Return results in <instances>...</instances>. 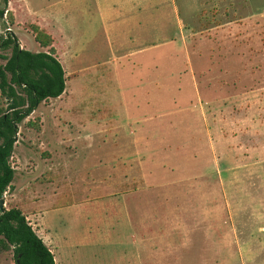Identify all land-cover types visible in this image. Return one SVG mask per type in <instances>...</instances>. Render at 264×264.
Masks as SVG:
<instances>
[{"label": "rangeland", "instance_id": "1", "mask_svg": "<svg viewBox=\"0 0 264 264\" xmlns=\"http://www.w3.org/2000/svg\"><path fill=\"white\" fill-rule=\"evenodd\" d=\"M125 1L0 0L64 75L15 124L3 207L54 226L55 264H264V0Z\"/></svg>", "mask_w": 264, "mask_h": 264}, {"label": "trees", "instance_id": "2", "mask_svg": "<svg viewBox=\"0 0 264 264\" xmlns=\"http://www.w3.org/2000/svg\"><path fill=\"white\" fill-rule=\"evenodd\" d=\"M2 2L5 5L7 0ZM5 10L0 9V16ZM30 30L38 46L47 50L21 49L12 35L0 33V49L10 47V55L0 67V94L7 102V109L0 111V200L13 177L8 159L15 140V124L40 101L56 98L64 91L63 70L53 55L50 36L36 25H30ZM9 249L14 264H54L50 251L16 207L0 209V252Z\"/></svg>", "mask_w": 264, "mask_h": 264}, {"label": "crops", "instance_id": "3", "mask_svg": "<svg viewBox=\"0 0 264 264\" xmlns=\"http://www.w3.org/2000/svg\"><path fill=\"white\" fill-rule=\"evenodd\" d=\"M136 3H137L136 0H134V2H132L130 0H126L123 4H120V5L126 9H128L129 11H135V13H137V6L138 5ZM251 149H253V146H249V150H251ZM14 207L18 208L22 212V214H24L23 213L24 210L23 209L21 210L18 205H15ZM59 210H60L59 207H55V208H51L49 211L55 213V212H58ZM37 214H38V212L36 214H32V219H34L36 226L34 227V229L32 227L31 228L33 229L35 234L41 239V241L44 243V245L48 248V250L52 253V249H56V245H57L56 238L52 236V233L55 232L54 226L53 225L43 226L42 219H41L42 216L40 217L39 214L37 216ZM24 216H25V219L27 220L28 217L25 214H24ZM125 216H126V213H125ZM38 220H40V221L38 222ZM50 231L52 233H50ZM129 235L133 236V233H129ZM54 264H55V262H54Z\"/></svg>", "mask_w": 264, "mask_h": 264}, {"label": "water", "instance_id": "4", "mask_svg": "<svg viewBox=\"0 0 264 264\" xmlns=\"http://www.w3.org/2000/svg\"><path fill=\"white\" fill-rule=\"evenodd\" d=\"M2 208H3V201L0 200V209H2Z\"/></svg>", "mask_w": 264, "mask_h": 264}]
</instances>
